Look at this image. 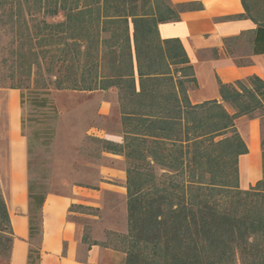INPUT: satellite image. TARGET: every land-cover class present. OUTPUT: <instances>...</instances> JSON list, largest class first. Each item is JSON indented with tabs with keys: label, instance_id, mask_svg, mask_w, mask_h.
<instances>
[{
	"label": "trees",
	"instance_id": "trees-1",
	"mask_svg": "<svg viewBox=\"0 0 264 264\" xmlns=\"http://www.w3.org/2000/svg\"><path fill=\"white\" fill-rule=\"evenodd\" d=\"M240 1L244 13L225 19L248 18L256 28L223 40L226 54L245 66L250 59L234 50L244 40L251 52L264 51V0ZM184 10L171 0H0V41L10 37L0 87L29 90L20 93L22 107L29 98L42 109H54L51 88L116 89L122 141L97 140L126 159L127 232H109L107 244L85 231L89 248L118 250L123 264H264V177L240 187L238 158L247 147L235 125L264 112V81L218 79L220 100L192 103L189 85L197 84L189 56L158 28ZM7 62L15 66L1 69ZM27 190V261L38 264L47 194L30 180ZM12 241L0 188V254L8 259Z\"/></svg>",
	"mask_w": 264,
	"mask_h": 264
},
{
	"label": "crops",
	"instance_id": "crops-1",
	"mask_svg": "<svg viewBox=\"0 0 264 264\" xmlns=\"http://www.w3.org/2000/svg\"><path fill=\"white\" fill-rule=\"evenodd\" d=\"M171 2L185 5V10L178 21L159 23V35L162 39L177 37L189 56L197 84L195 89L188 92L192 103L220 100L218 79L223 83H232L255 75L264 81V51L251 52L250 44L240 41V47L246 51L239 53L240 47H236L234 54L238 58L250 59L251 62L245 66H237L225 51L224 38L256 28L248 18L225 19L244 13L240 0ZM6 98L7 149L0 154V184L7 181L2 192L13 233L8 264H28V147L22 134L18 133L17 96L10 93ZM225 107L233 112L229 106ZM235 125L247 147V153L238 158V182L242 189H248L264 177V112L238 117ZM110 140L120 142V138ZM76 193L50 192L46 195L41 209L42 236L38 264H120L110 248L98 244L89 248L81 241L76 223L69 217L70 206L82 202Z\"/></svg>",
	"mask_w": 264,
	"mask_h": 264
},
{
	"label": "rangeland",
	"instance_id": "rangeland-1",
	"mask_svg": "<svg viewBox=\"0 0 264 264\" xmlns=\"http://www.w3.org/2000/svg\"><path fill=\"white\" fill-rule=\"evenodd\" d=\"M61 18L58 15L55 20ZM9 38L3 36V42L0 41V59L2 47ZM238 51L245 53L246 49ZM13 65L7 62L1 65V69ZM191 89L195 86L190 84L188 92ZM22 90L28 95L29 90ZM22 90L0 87V154L7 149L4 100L10 93H15L18 133L22 134L28 147V181L45 194L76 191L82 199L79 204L84 208L73 207L70 219L76 223L81 236L87 231L91 240L109 244L112 237L109 232H127L126 159L121 154L105 151L97 140L120 138L122 141L116 89L88 92L51 88L47 97L54 109L49 108L51 106L39 108L33 103L34 99L29 98L30 103H24L22 107ZM6 182L0 184L1 191L6 188ZM33 244H37L36 240ZM109 248L123 264L124 254ZM0 264H8L5 254H0Z\"/></svg>",
	"mask_w": 264,
	"mask_h": 264
}]
</instances>
